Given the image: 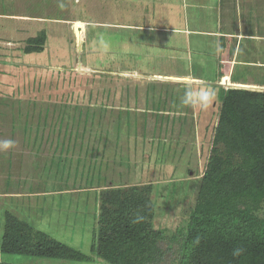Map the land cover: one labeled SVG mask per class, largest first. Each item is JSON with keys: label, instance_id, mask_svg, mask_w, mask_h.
<instances>
[{"label": "rangeland", "instance_id": "obj_1", "mask_svg": "<svg viewBox=\"0 0 264 264\" xmlns=\"http://www.w3.org/2000/svg\"><path fill=\"white\" fill-rule=\"evenodd\" d=\"M229 31L242 36L232 80L244 84L220 77ZM42 33L41 51L27 53ZM221 88L264 91V0H0V235L10 193L86 188L87 205L64 197L20 208L63 241L81 227L83 241L71 245L90 253L96 191L108 184H151L155 227L184 233L215 145ZM171 247L162 264H177Z\"/></svg>", "mask_w": 264, "mask_h": 264}, {"label": "trees", "instance_id": "obj_2", "mask_svg": "<svg viewBox=\"0 0 264 264\" xmlns=\"http://www.w3.org/2000/svg\"><path fill=\"white\" fill-rule=\"evenodd\" d=\"M45 39V33L30 37L26 52L41 51ZM219 97L215 145L184 233L168 235L155 227L151 184H108L96 191L99 210L90 253L9 209L3 214L1 252L80 261L99 258L103 264H162L177 243V264H264V91L221 88Z\"/></svg>", "mask_w": 264, "mask_h": 264}, {"label": "crops", "instance_id": "obj_3", "mask_svg": "<svg viewBox=\"0 0 264 264\" xmlns=\"http://www.w3.org/2000/svg\"><path fill=\"white\" fill-rule=\"evenodd\" d=\"M226 35H228L230 37V39H233V43L234 44H233V47L231 49L229 48L227 50H225V44L224 43H223V45L221 44V52L220 53H221V64L223 66L221 67L222 70L220 72V77H221L222 74H227L229 76L227 78H229V80L232 81L231 84H233V83H234V85H238V84H241V83L244 84L246 82H237V81H233L232 80L233 79V75H234V68H235V66L238 63V57L240 56L238 48L240 46H242V45L239 44V42H241L240 40H241L242 36H241L240 33H236L235 31H229V33H226ZM224 64H225V66H224ZM89 193L90 192L88 191L87 194H89ZM10 194H11L10 197L12 198L10 203H11L12 206H14V209H11V211L16 213L20 217H21V212L23 211L22 209L26 206L27 203H28V205H27L28 209L32 208V204L35 205V203H37L39 205L40 202L42 204L49 203L51 206H53L55 204H57V205L61 204L62 203V199L64 197H69L71 200H73V198L74 199L75 198L78 199V201L76 202L78 204V206H82L84 204L87 205V203H86V188H78V189H75V188L74 189L64 188V189H61V190H51V191H32L30 196L29 197L27 196L28 197L27 200H25L26 197H25L24 194H21V193H17V195L14 194V193H10ZM79 199H82V201H80ZM25 201H27V203ZM32 201H34L35 203L32 202ZM74 201L69 203V208L72 206ZM20 206H23V207H21L22 209L20 208ZM23 219L27 220L26 217H24V216H23ZM28 222L30 224H32L34 227L36 226V228L40 227L39 225H34L30 221H28ZM39 222H40V219H39V221H36V223H39ZM45 225L47 227H49V228L65 229V227L61 223H59L58 221H55V222L54 221H50V222H47ZM75 229H78V231H76V233H74V232H66V231H65V233L62 232L63 235L68 234V235H66V236H68L67 237V241H63L64 239H62V240L59 239V240L65 242V243H67L69 245L77 243V242L79 244H81V241H83V239H84V233H82L79 230V229H81V227H77ZM40 230H42V229H40ZM75 237H76V240L74 241ZM0 242H1V235H0ZM0 253H2L1 250H0ZM63 260H68V259H63ZM0 261L1 262H5V261H3V259L0 260ZM5 263L34 264V263H30L26 259L21 261V263H13V262H9V261L5 262Z\"/></svg>", "mask_w": 264, "mask_h": 264}, {"label": "clouds", "instance_id": "obj_4", "mask_svg": "<svg viewBox=\"0 0 264 264\" xmlns=\"http://www.w3.org/2000/svg\"><path fill=\"white\" fill-rule=\"evenodd\" d=\"M12 142L11 141H4L3 142V147L7 148L9 146H11Z\"/></svg>", "mask_w": 264, "mask_h": 264}]
</instances>
